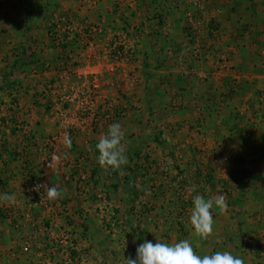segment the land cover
Returning a JSON list of instances; mask_svg holds the SVG:
<instances>
[{
  "label": "rangeland",
  "instance_id": "374dc122",
  "mask_svg": "<svg viewBox=\"0 0 264 264\" xmlns=\"http://www.w3.org/2000/svg\"><path fill=\"white\" fill-rule=\"evenodd\" d=\"M33 1L47 13L50 43L60 59L58 68L47 67L48 77L55 75L44 97L49 128H42L44 138L37 136V112L25 110L20 83L11 85L2 94L11 112L0 118L6 145L0 161L5 166L20 160V153L36 156L10 149L14 136L19 146L44 140L41 156L50 163L52 155L44 151L53 152L57 133L62 139L67 134L72 148L57 167L75 198L47 200L45 186L54 183L41 182L37 159L23 164L31 197L22 212L0 210V264H124L145 240L184 239L201 256L227 250L245 264H264L263 2L245 7L246 0H233L227 7L225 0H196L198 7L195 0ZM173 9L181 16L167 23ZM11 10L18 18L24 13L19 5ZM7 21L0 17V35ZM68 41L75 45L66 48ZM140 45L146 54L152 51L140 57L149 61L142 68ZM120 47L132 55L119 53L117 68ZM91 77L100 86L98 99L83 104V84ZM112 123L125 133L128 163L119 170L101 168L96 150ZM3 169L0 177L18 170ZM198 194L227 198L226 213L212 209L207 239L196 237L190 224ZM4 224L12 230L5 232Z\"/></svg>",
  "mask_w": 264,
  "mask_h": 264
},
{
  "label": "crops",
  "instance_id": "0c3cea01",
  "mask_svg": "<svg viewBox=\"0 0 264 264\" xmlns=\"http://www.w3.org/2000/svg\"><path fill=\"white\" fill-rule=\"evenodd\" d=\"M163 1L165 3L167 2V0H163ZM232 1L233 0H225L224 2L226 3L227 7H230L229 4ZM255 1L246 0L247 4H245L244 6L245 7H247L248 5L254 6ZM259 2H263L262 6H264V0L263 1L259 0ZM16 4H18L21 8H23L24 13L22 14L21 18L16 17V13L13 15V11L11 10L13 8H17L18 5ZM196 4L198 5V7H200V4L197 1H196ZM40 6H41L40 3H38L37 1H33V0H19L18 2H16L15 0H0V12L4 15L3 16L0 14V17H3L4 21L8 20L7 22H9L8 24L10 25L4 28L3 30L4 35H0V78H1L0 80L2 82L5 79L3 86H2L4 90H0V118L2 116L3 117L9 116L11 112L9 110L10 107H7V104L9 102L7 101L6 98L2 96L3 92H5L6 89H9L10 87H12L11 85L17 87L16 84L20 83V86H22L24 90L23 93H26L24 94L26 95L24 96V99L22 98L23 99L22 101L25 104L24 106L26 107L25 110L27 112H29L30 110H32V112H37L38 120L41 121L40 133H38L37 136L41 134L42 137L44 138L45 131L42 130V128H45V129L49 128L47 120H49V117H50L49 116L50 113L49 114L45 113V107H44L46 105V102L48 101V100L46 101V99L48 98L46 89L47 87H50V84H48L49 83L48 81H51L50 79L52 77H55V75H52L51 78L48 77L50 76V74L47 71V67L50 66V68L52 69L58 68L60 59L58 57V52H57L58 50L55 48L56 49L55 51V49L51 46V43H50L49 27L47 26L48 23L50 22H48L49 19H48L47 13ZM236 6L237 5L234 6L233 4V7H236ZM53 7L55 6H52L51 9ZM56 9L57 7L54 8V10ZM58 10H60V8H58ZM173 11L174 9L169 11V15L166 17L167 23L170 22L171 16L173 17V20L180 18L181 12L179 13L178 11H174V12ZM51 14H54V13L52 12L50 13V15ZM50 18L52 19V15L50 16ZM239 19L238 21H241ZM116 22L118 23L119 21L117 20ZM14 24L16 25L13 26ZM17 25H21L22 27L21 28L18 27L19 28L18 29L16 28ZM173 31H175V29ZM167 36L168 35H160V37H164V38L165 37L167 38ZM157 37L158 35H153L151 39L154 38L155 40ZM169 39H170V36L166 40L169 41ZM148 50H149V53L146 54L145 51H142V47L140 45L138 49V53H139L138 57L139 58L140 57L142 58L143 56L147 57L148 54L152 53L151 49H148ZM30 54L36 55V58H29L31 57ZM141 58L139 62H137V65L140 67L141 64H143L146 67L147 64L149 63L148 59L145 58L144 61H141ZM126 66L127 67L123 75L125 78H127L126 77L127 74L125 73L129 72V70L131 69V66H128V65ZM36 70L37 71L39 70L40 73L38 75H35L34 77L31 75V73L33 71L37 72ZM1 85L2 84H0V86ZM33 86H36V87L34 88ZM34 90H35V96H36L35 99L33 98ZM23 93H21V95ZM44 97H46V99H44ZM2 101H5V102L1 103ZM52 102H53L52 104H55L53 107L57 106L56 104L58 102L54 100H52ZM22 109H23V106H22ZM21 116L23 117V113ZM16 117H18V115L15 117H12L11 120L13 121ZM1 122L2 121H0V129L5 128L1 124ZM6 131L10 132V130L7 129V127H6ZM59 133H61L60 129H59ZM61 137L62 136H59L57 133L56 138H58V142H57V145L54 144L53 152L51 150L49 152L44 151V153L47 154L49 158H50V154L52 155L50 162H53L54 155L62 157V154L64 152L68 153L69 151H71L70 149L72 147L70 148L66 147ZM11 140L12 141L10 142V147L8 146L10 149L13 150L17 147L21 152H23L22 150H24V152H28V151L34 152L36 153V156L34 157L33 155H31L28 157L27 155L26 157L23 158L22 153H20V156H19L20 160L15 159L12 163L6 160L4 161L5 166H4V163L0 161V171L2 167L6 168L8 172H10L11 168L18 169L15 171L11 170L10 173H13V177L7 174H3V176L0 177V195L6 193L9 195L15 196L14 202H7V201L0 200V210L7 211L8 208L12 207L17 212H22L23 210L27 208V206H25L23 203L25 200L31 197V196L29 197L30 195L29 190H31L32 188L29 189L27 187V183H24L27 181L29 176H28V172L25 174V171H24L25 169L23 168H24V165H26L25 163L27 162L29 163L30 160L34 161L35 159H37L35 160V164H37L36 165L37 168L35 171L39 175L42 183H46L47 181L50 183L53 182L55 185H59L61 187V190L63 192L62 198H67L69 201H71V198L72 199L75 198L74 197L75 191L72 190L71 187L66 188L63 186V184L66 181H65V177L60 176L62 175L60 174L61 171L60 172L58 171V173L53 172L54 171L53 169L57 167V165H55L54 163H48V159H45L44 157L41 156L42 155L41 153L43 152V150H45L43 146L44 140H42L43 141L42 143L40 141L39 144L41 145H38L37 147L26 145V143H21L19 146L17 144V140H14V136ZM5 148H6V145L1 143V140H0V154L4 153ZM9 148L6 149V152ZM39 156H40V160L38 159ZM0 158H3V157L1 156ZM15 163L19 165L17 166L15 165ZM6 169L5 170L3 169V170L6 171ZM55 173H57L58 175L55 176ZM10 230H12V228L5 225V232H9ZM8 247L9 248L11 247L10 244L6 246L5 249ZM9 261L11 260L5 257V263Z\"/></svg>",
  "mask_w": 264,
  "mask_h": 264
},
{
  "label": "clouds",
  "instance_id": "9594fccd",
  "mask_svg": "<svg viewBox=\"0 0 264 264\" xmlns=\"http://www.w3.org/2000/svg\"><path fill=\"white\" fill-rule=\"evenodd\" d=\"M125 139L119 123L109 125L107 133L99 138L96 144L98 151V163L101 168L119 170L122 165L128 163L124 155L126 148L122 141ZM63 143L71 147V139L65 134ZM67 153L64 154V158ZM61 157L54 155L53 162L58 166ZM58 173V167L53 169ZM39 186V185H38ZM63 192L58 185L45 186V198L50 201L62 198ZM0 200L14 202L15 196L9 194L0 195ZM193 208L190 214V224L194 229V235L200 239H207L213 234L212 209L215 207L221 214L228 210L227 198L225 195H217L205 198L203 195L193 197ZM124 264H245L244 260L230 251H216L212 254L198 255L192 243L187 240L179 242H160L145 240L136 248L135 258L124 257Z\"/></svg>",
  "mask_w": 264,
  "mask_h": 264
},
{
  "label": "built area",
  "instance_id": "2783aa9c",
  "mask_svg": "<svg viewBox=\"0 0 264 264\" xmlns=\"http://www.w3.org/2000/svg\"><path fill=\"white\" fill-rule=\"evenodd\" d=\"M124 45H122L121 47H123ZM121 47L120 49L116 50V54L114 55L115 56V59H114V65L118 68L119 66L122 67V60L120 59V54L122 52V54H125L127 55L128 57H125V58H129L131 57L132 53H128L126 51L123 52V50H121ZM114 52V51H113ZM133 52V51H132ZM120 53V54H119ZM123 60H126L122 57ZM121 69V68H120ZM120 71V70H119ZM87 79V78H86ZM95 80V81H94ZM100 92V86L99 84L97 83L96 84V79L95 77H91L90 80H87V83L86 84H83V90L81 92V97L80 98H83L82 101H85V102H82L83 104H86L88 102H95L96 99H98V93ZM78 96V95H77ZM72 101H74V99H71Z\"/></svg>",
  "mask_w": 264,
  "mask_h": 264
},
{
  "label": "trees",
  "instance_id": "16d2710c",
  "mask_svg": "<svg viewBox=\"0 0 264 264\" xmlns=\"http://www.w3.org/2000/svg\"><path fill=\"white\" fill-rule=\"evenodd\" d=\"M75 41H72V42H70V41H68L67 43H65L66 44V48H69V47H72L73 46V44L75 45V43H74ZM64 44V45H65ZM237 130H238V128H237Z\"/></svg>",
  "mask_w": 264,
  "mask_h": 264
}]
</instances>
